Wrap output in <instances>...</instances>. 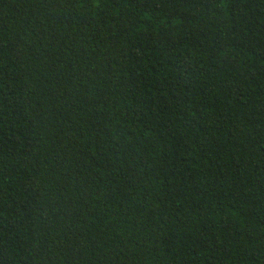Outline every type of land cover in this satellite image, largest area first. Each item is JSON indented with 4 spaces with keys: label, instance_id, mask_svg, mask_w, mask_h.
<instances>
[{
    "label": "trees",
    "instance_id": "trees-1",
    "mask_svg": "<svg viewBox=\"0 0 264 264\" xmlns=\"http://www.w3.org/2000/svg\"><path fill=\"white\" fill-rule=\"evenodd\" d=\"M0 264H264V0H0Z\"/></svg>",
    "mask_w": 264,
    "mask_h": 264
}]
</instances>
